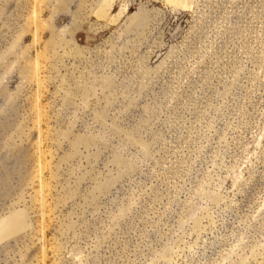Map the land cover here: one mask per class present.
Instances as JSON below:
<instances>
[{
    "label": "rangeland",
    "instance_id": "1",
    "mask_svg": "<svg viewBox=\"0 0 264 264\" xmlns=\"http://www.w3.org/2000/svg\"><path fill=\"white\" fill-rule=\"evenodd\" d=\"M0 264H264V0H0Z\"/></svg>",
    "mask_w": 264,
    "mask_h": 264
},
{
    "label": "bare ground",
    "instance_id": "2",
    "mask_svg": "<svg viewBox=\"0 0 264 264\" xmlns=\"http://www.w3.org/2000/svg\"><path fill=\"white\" fill-rule=\"evenodd\" d=\"M28 160H29V157H28Z\"/></svg>",
    "mask_w": 264,
    "mask_h": 264
}]
</instances>
